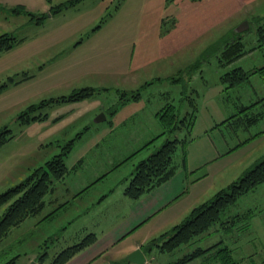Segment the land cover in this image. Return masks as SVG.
Listing matches in <instances>:
<instances>
[{"label": "rangeland", "instance_id": "rangeland-1", "mask_svg": "<svg viewBox=\"0 0 264 264\" xmlns=\"http://www.w3.org/2000/svg\"><path fill=\"white\" fill-rule=\"evenodd\" d=\"M66 1L0 0V34L8 33L17 39L10 48L0 50V86L4 84L8 86L0 89V130L7 127L12 134V137L0 146V193L20 183L36 166L43 164L45 160L59 152L61 149L58 146H63L67 140L74 138L78 134L76 132H83V136L80 140L75 141L73 151L67 157V164L70 167L76 163L79 157H84L82 167L71 172L64 181L57 182L55 194L57 191L63 193L65 187L75 188V186L81 185L83 179L85 180L93 173V166L98 161L100 164L102 163L96 155L100 154L102 157L107 152L100 146L105 142V139L102 140V138L106 134L107 121L103 119L93 123V126L101 127L97 134L86 133L85 125L88 122H93L99 115L100 118L102 115L104 116L100 105H104L107 99H111L114 104L122 90H129L125 78L122 75L121 77L115 75L117 69L111 68L110 74L107 75V83H104L105 81L96 78V75L89 74L88 70L84 68L89 60L94 61L95 59L94 56L89 55L97 41L93 36L95 35L93 33L96 32L93 31L105 19H107V36L112 33L115 40L114 48L110 53L113 64L122 65L124 68L123 63L132 60L130 59L132 52L135 60L137 55L142 52L139 56L140 61L147 63L148 60H151V64L165 67L164 70L157 71L153 68L150 71L152 73L146 80H153V84L140 89L148 101L138 99L136 105L128 108V112L133 109L138 110V114L147 112L155 104L162 106V102L166 101V98L173 99V102L180 106L183 103L182 100L187 101L188 97L195 96L194 90L199 92L196 98L198 112L191 128L192 139L185 146L186 163L188 161V164L193 168L192 176L198 174L207 176L192 185L190 197L198 194L201 190H211L214 187L216 189L209 195L211 196L217 190L225 188L230 182L236 180L264 155V116L247 128L242 125L234 127L227 125V120H225L234 114H243L244 110H241V106L252 103H255L253 104L254 112H261L264 115V39H259L260 35H264V32H261L259 28L255 31L253 29L255 25L263 24L264 26V0L249 3L250 7L248 8L252 13H247L249 10H243L241 6H234L232 0H207L198 7V10L183 15L182 20L179 19V14L183 12L182 6L174 3L176 0L168 2L166 0H80L75 6H70L57 14H48L40 23L31 21L32 15L41 17L43 13L47 14L50 6ZM111 13L113 14L112 18L109 17ZM171 15L176 18L178 30L186 29L187 32L189 30L197 32L199 29L206 30L205 32L201 30L200 32H203L201 35L195 33L191 36L180 37L187 41L184 44L176 39L173 46L185 45V47L163 58L160 54L161 45L158 46L155 32L159 33L162 28V25L159 26V17ZM173 18L169 19L171 23H173ZM241 18L248 19L249 25L242 31L235 32L240 34L241 39L248 42V45H259L241 55L228 67L223 66L220 69L217 66L219 61L217 47L224 44L228 37L234 35L232 34L233 23L235 24L236 20ZM184 19L186 22H183ZM218 19L221 20L220 23H217ZM246 19L237 21V24L240 25L243 21H247ZM171 23L168 32L173 28ZM243 26L245 27L246 24ZM147 31H153L154 34L144 36L143 34ZM159 35L163 36L164 32H160ZM177 35L179 34L177 33ZM248 45L247 47H249ZM205 46L206 49L203 50ZM143 53L146 54L145 60L142 58ZM147 56L150 58L148 59ZM196 63V68L190 72L185 69L181 73L182 69ZM235 66L250 73L248 82L238 86H229L228 80L223 82L217 80L218 76ZM27 72L30 75L28 78L17 83H10L12 78L28 75ZM153 73L158 74L160 80H157V75ZM187 73L189 77L192 76L189 80ZM168 75L177 78V80H167ZM123 85L125 89H123ZM86 86L97 87L100 90L106 86L109 91L103 90L96 96L75 103L50 104L52 106L49 105L50 107L48 106L49 108L46 110H44L45 108L41 109V111L48 112L47 119L29 123L21 122L20 113L28 104L37 103L44 98L67 95L73 89ZM128 104L129 102H126L115 110V115H118L117 121L125 115L121 113L126 111ZM56 115L62 116V120L54 124L52 118ZM141 117H146V114H141ZM138 118H132L131 122L139 121ZM131 122L128 121V124ZM206 134L214 141V145ZM113 136L111 135V137ZM129 136L131 135H122L121 137L118 135V141L125 142L127 141L126 137L129 138ZM28 140L35 143L36 147L25 153L23 146ZM52 140L54 141L48 144ZM238 142H242L237 145L239 148L236 146ZM142 143V140L134 142L138 146ZM160 143L161 141L156 140L151 150L155 146H159ZM89 147L91 149H88ZM229 148L233 149L228 150ZM181 152V148L176 150L174 160L179 161ZM146 153L148 152L139 151L133 155L129 154L119 164L113 160L112 165H115V168L111 170L113 174L109 181L102 180L101 186L96 190H91V193L96 196L95 198H99L97 194L100 192H95L102 189L103 186L117 189L126 186L134 165L145 157ZM213 156H217V158L208 164L206 160ZM49 195L50 193L44 196L46 210H51V204L55 202V200L48 201ZM83 195H85L84 192ZM94 195L88 199L91 200ZM82 197L80 196L79 200ZM52 198H54L53 195H51ZM105 202L100 206L95 204L96 215L89 223V227L92 226V230L98 235L107 228ZM109 203L118 206L115 196L110 199ZM71 207L76 209L75 206H70V209H72ZM4 208L5 206L0 207V217ZM231 208L234 209L233 213L237 212L242 217L233 226L231 225L230 232L220 231V226L217 225L218 233L215 231L207 235L201 242H197L198 245L205 247L210 243L220 241V239L223 245L225 241L234 238L238 242L232 254L233 259L237 261L235 264H264V182L241 195ZM61 212L52 215V223L47 224L48 227L51 225L53 236H55V239L45 240L48 243L42 237L40 238L41 232L46 226L43 220L37 222L41 214L31 218L33 222L31 241L32 244L35 243L32 249L36 250L32 259L34 256L36 258L38 253L46 251L48 255L43 264H47L54 253L67 244L78 242L87 234L79 235L78 232H74L76 236L71 237V227L67 230L57 229V221L62 217ZM64 219L66 220L64 222L68 221V218ZM113 219L115 220V216ZM96 220L99 224L94 222ZM172 224L169 223L162 233L171 229ZM27 225L28 222L26 224L22 222L15 228H11L7 235L0 239V264H5L16 254L20 256L17 257L15 264H32V259L28 260L30 251L28 249L31 247L28 243L31 241L29 242L30 239L25 233ZM224 227L226 228V226ZM160 234L161 232L156 233L153 237H159ZM158 241L160 242V239ZM130 243L131 239L119 242L116 244V249H122L123 252V249H126ZM192 249V244L181 246L172 253L153 249L149 256L151 259L153 258V264H168ZM100 260L101 258L92 264H99ZM35 261L37 260L35 259ZM111 264H115V261H111Z\"/></svg>", "mask_w": 264, "mask_h": 264}, {"label": "crops", "instance_id": "crops-1", "mask_svg": "<svg viewBox=\"0 0 264 264\" xmlns=\"http://www.w3.org/2000/svg\"><path fill=\"white\" fill-rule=\"evenodd\" d=\"M206 1L207 0H189V1L188 0H176V2L174 1L173 2L176 4L178 3L182 6L183 12L179 14V19L182 20L183 15L191 14L192 11L198 10V7L201 6V4ZM253 1L261 2V0H232L234 6L236 5L241 6L243 7V10H246V9L249 10V12L247 13H250V12L252 13V11H250L251 9L248 7H250L249 3L252 4ZM109 17L112 18L113 14L111 13ZM170 17H174L173 23H171V21L169 20ZM244 19L246 18H241L239 20L237 19L235 24L233 23L234 31H235L236 25H238L237 21H242ZM246 20L248 24L249 21L248 19ZM220 21L221 20L218 19L217 23H220ZM183 22H186V20L184 19ZM170 23L172 24L173 28L170 32H168ZM161 25H162V28L159 31V33L164 32V35L161 36L159 35L158 32H155V34H157L158 46L161 45L160 54L163 58H166L167 55L173 54L179 51L180 49H182L183 47H185V45H179L177 47L173 46L172 44H174L173 42H176V39H178L181 44H184L187 41L180 37L191 36L195 33H198V35H201L203 32H200V31L204 30L205 32L206 30V29H199V30L197 29L198 32L191 31V30L187 32L186 29L178 30L176 28V18L173 15L165 16V17L160 16L159 26L161 27ZM258 26H260V24L255 25V27L253 28L254 31L257 30ZM93 32H96V33H93L95 34L93 36L94 38L97 39V41L93 45L89 55L94 56L95 59L94 61L89 60L88 64L84 66V68L88 70L89 74L96 75V78L100 79L101 81H105L104 83H107V75L110 74L111 68H114V69H117V72L115 75H118L119 77H121L122 75L125 78V82L127 83V89H129L125 91H132V90H136L137 88H140L142 85H144L146 81H150V80H146V78L150 77L152 73L150 71H152L153 68H155L157 71L165 69L163 65L159 66L157 64L156 65L151 64L152 62L151 60H148L147 63L140 61L139 56L142 52L137 55L136 60L133 59L134 53L132 52L130 55V59L132 60L129 62H124L123 63L124 68L122 67V65L113 64L110 58V53H111V50L114 48L115 40H114V36L112 33H110L107 36V19H105L104 22L98 28H96V30ZM177 33L179 35H177ZM150 34H154L153 31H147L143 35L148 36ZM133 48H134V44H133ZM204 49H206V46L203 48V50ZM147 57L148 59L150 58V56H147ZM142 58L144 60L146 59L145 53L142 54ZM190 66L191 65H188L187 67H190ZM217 66L218 68L220 67L218 64ZM187 67H185L182 70H185ZM220 69H222V67H220ZM153 74L159 77L158 74L156 73H153ZM187 75H188V80L192 78V76L189 77V74ZM167 77H170V76L168 75ZM217 80H219V76L217 77ZM248 81L249 79L247 80V82ZM86 87H90V86H86ZM94 89H98V91L93 93L91 96L87 98L96 96V94L102 93L103 90H107L106 92L109 91V88L106 86H104V88H102L101 90L97 87ZM123 89H125V86ZM140 89H143V88H140ZM138 99L144 100L145 102L148 101L147 97L144 96L142 93L138 95L137 99L127 100L126 102H129V104L126 105V111L121 113L125 115L119 121H117L118 115H115V110L118 107L115 110H110V107L113 105V102L111 99H107V102L104 105L103 104L100 105L101 107L100 109L104 113V116L100 118L99 121L103 119L107 121V124L105 125L106 134L102 138V140L105 139V142L102 145H100L102 146L103 150L107 152L106 154H103L102 157L100 154L96 155V157H98L102 163L100 164L98 161V163L93 166L92 168L93 173L88 178H85V180L83 179V182L81 183V185L79 184L75 186V188L65 187V190L63 192L65 193L64 194L65 196L63 195L62 192H59V191H57V194H55L56 187H57L56 185L54 191H52L51 194L49 195V200H48L49 202L50 200H55V202L51 204V208H52L51 210L45 209L46 200L44 201L45 202L44 206L42 210L40 211V214L42 217L40 216V218L37 220V222H40V220H43V223L46 224L44 230L41 232L42 234L40 235V238L42 237L44 241L55 239V236H53L54 234L52 233L51 225L48 227L47 224L52 223L53 221L52 215L57 214L60 211H62L61 212L62 217L60 220L57 221V229L67 230L68 228L71 227L72 228L71 230L72 234L70 235L71 237L76 236L74 232H78L79 235H84L86 233L87 234L94 233L96 235V240L91 245L81 250L78 254H76L71 260H69L65 264H92L99 258H101L99 264H104V263L111 264V261H115V264H125L126 256L128 255V253H130L132 250H134L137 247L142 250L144 257H145V263L153 264L152 262L153 258L151 259L149 254H152L153 249L158 251L157 246L150 245L148 250L143 249V247L147 244V242L151 239V237L153 238V236L156 233H159V232L162 233V231L168 227L169 223H173L172 226L179 223L190 212V210L195 205L201 203L202 201H204V199L207 200L209 197H211L213 194L211 196L209 195L213 193V191H215L216 189L213 187L211 190H208V189L201 190L198 192V194L194 195L193 197H190V194H191L190 188L192 187V185L200 182L207 175L198 174L197 176H192L191 172L193 168L192 166L188 164V161H187L185 168L181 166L177 167L175 173L168 180L161 183L160 185L153 188L152 190L146 192L145 194H143L137 199H131L127 195L124 194V188L126 187L125 185L123 188H119V189L114 188V187H104L103 186L102 189L95 192V193L100 192L99 194H97L99 198L97 199L95 198L96 196L94 195V193H91V190H96L97 187L101 186L102 180L109 181L111 175L113 174L111 170L115 168V165H112L113 160L117 161L116 164L121 163L129 156V154L131 155L135 151L141 149V147H143L145 143L151 141V139L155 137V135L160 133L161 127L158 123L155 113L164 105L166 101H169V100L173 101V99L166 98V101L163 100L164 102H162V106H158L159 104L157 105L155 104V106L151 107L147 112H143L146 114V117H141V114L143 113L141 112L140 114H138L139 111L136 109H133L128 112V108L134 104L136 105V101ZM78 101H81V100H78ZM65 102L75 103L77 101L54 102L53 104H60V103H65ZM144 105L146 106V104ZM49 107L47 105L46 108H49ZM46 108L44 110H46ZM184 108L186 109L185 106ZM44 110H43L44 114L42 116L45 115V118H40V119H36L33 121H43L47 119L48 112L46 113V111ZM135 117H137L140 120L136 122L132 121L133 122L132 123L131 119ZM61 120H62V116H59V115H56L54 118H52V121L54 124L61 122ZM128 121H130L131 124H128ZM95 122H98V121L94 120L93 122H88L85 125V129L87 131L86 133L94 132L95 134H97L101 130L100 126H97V125L93 126V123ZM76 133L80 135L78 138L75 139V141H78L82 138L83 132H76ZM111 135H114V136L111 137ZM118 135H120V137L122 135H125V136L131 135V136H129V138L126 137L127 141L119 142L118 137H117ZM206 136H208V134H206ZM207 138H210V137L208 136ZM139 140H142L143 142L140 146L134 144V142L139 141ZM210 140L212 142V145H214V141L211 138ZM53 141L54 140L49 141L48 144L52 143ZM158 141H160V139ZM239 143L241 142L236 143V146L239 145ZM154 144L155 142H153L152 144L149 143L146 148L141 150V151L148 152L146 153L145 157L151 151H153L154 148L151 150V147L154 146ZM34 145L35 143H31V140L26 141V143L23 146L24 152L25 153L30 152L33 148L36 147ZM95 145L97 146L98 143L96 142ZM73 147H74V144H73ZM237 147L239 148V146ZM237 147L236 149H238ZM88 149H91V148L89 147ZM230 149H233V148H229L228 150ZM71 151H73V148L71 149ZM71 151L67 154L65 158V163L69 169V172L67 173L66 177H68L71 174V172L77 171L79 168H81L82 167L81 165L84 161V157H79L76 163H74L72 166L69 167L67 164V157L69 156ZM215 158H217V156H213L212 158H209L206 161L209 164L211 162H214ZM66 177L64 178V180L66 179ZM83 192L85 193L86 196L83 195ZM79 193H81L80 196H83L81 198L82 200L81 199L79 200L80 196H77ZM52 194L54 198L51 199ZM91 195H94V196L90 200L88 198H90ZM114 196H115V199L118 201V206L116 204L109 203L110 199ZM104 202L106 203V206H107V210H106L107 228L104 232H102V234L98 235L97 232L92 230L91 228L92 226L89 227V223L92 221L93 217L96 215L94 212L95 204L97 203V205L100 206ZM70 206H75L76 209L74 210L72 207H71L72 209H70ZM231 210H234V209L232 208ZM113 216H115V220L113 219ZM32 217L34 218V216H27L23 220V223L25 224L26 222H28L27 231L25 233H26V236L29 237L30 239L29 242L32 239V235H31V229L33 228L32 227L33 222L31 219ZM64 218H68V221L64 222L66 221ZM94 222L99 224L97 220ZM74 225H77V226H74ZM24 231H25V227H24ZM128 239H131V243L126 249H123V252H122V249H116L117 243L123 242L124 240H128ZM46 243L48 242L46 241ZM28 244L29 246H31L28 249L30 250L28 260H30L32 259V255H35L36 250L32 249L35 243L32 244V241H31ZM35 259L36 258L34 256V258L32 259V263H35ZM15 262L12 264H15ZM216 262L217 260L215 259L213 264H215ZM127 264H133V263L129 262ZM189 264H202V262L200 260L199 261L195 260L193 262H190Z\"/></svg>", "mask_w": 264, "mask_h": 264}, {"label": "trees", "instance_id": "trees-1", "mask_svg": "<svg viewBox=\"0 0 264 264\" xmlns=\"http://www.w3.org/2000/svg\"><path fill=\"white\" fill-rule=\"evenodd\" d=\"M80 0H67L60 2L48 8L47 14L43 13L41 17L31 16V21L40 23L48 14H57L64 9L75 6ZM120 1V0H119ZM170 0H166L168 2ZM164 26V24H163ZM99 27V26H98ZM261 32H264L263 24L258 26ZM232 36L228 37L224 44L217 48L218 65L220 67L229 66L234 60L241 55L253 50L255 45H248L241 39V35L232 30ZM238 35V36H236ZM264 39V35H260L259 39ZM17 39L8 33L0 34V50L10 48ZM247 45L249 47H247ZM197 66L191 65L186 68L190 72ZM185 70H181L183 73ZM188 74V73H187ZM29 75L24 74L21 77L11 79L10 83H17ZM250 73L241 67H233L228 72L222 73L219 80L222 82L229 81V86H238L247 82ZM183 81V77H180ZM157 80H160L157 77ZM167 80L176 81L177 78L168 77ZM154 81H146L140 88L152 84ZM9 83V84H10ZM6 87L7 84L1 85L0 89ZM140 88L132 91L122 90L118 95V100L110 107V110H115L124 102L130 99H137L141 93ZM98 89L92 87H83L74 89L67 95L58 97H49L41 99L37 103H30L20 113L21 122L29 123L33 120L45 118L42 108L54 102L63 101H78L91 96ZM195 96H190L187 101L182 100L180 106L176 105L172 100L166 101L164 105L155 113L158 123L161 127L159 134L155 135L151 141L145 143L139 152L146 148L148 144H152L157 139H161L159 146H155L145 158L140 159L135 165L128 184L124 188V194L131 199H137L146 192L157 187L161 183L168 180L176 171L177 167L186 166V144L192 139L191 128L193 127L195 118L198 112V103L196 101L199 95L197 90H194ZM181 99V98H180ZM253 104L242 105L243 114L232 115L227 120V125L244 126L245 128L252 126L257 120L264 116L261 112H254ZM186 107V109L184 108ZM109 110V109H108ZM41 111V112H40ZM230 119H232L230 121ZM224 120V121H225ZM225 124V123H224ZM77 134L74 138L67 140L64 145L60 146V151L53 154L43 164L36 166L30 174L26 176L17 185L0 193V207L5 206L0 217V239L7 235L11 228L18 226L27 216H36L40 213L44 206V196L54 191L57 182H61L66 177L69 169L65 163L67 154L73 148ZM12 137L10 129L4 127L0 130V146L5 144ZM239 144H242L239 143ZM181 148V156L179 161L174 160L175 152ZM132 153L131 155H133ZM264 182V155L256 160L248 169H246L236 180L230 182L225 188L217 190L211 197L201 203L195 205L190 212L171 229L159 235V237L151 238L143 249L148 250L150 245H156L158 251L172 253L181 246L192 244V250L183 254L181 257L168 264H186L195 260H200L202 264H235L237 261L233 259L232 254L235 250L237 240L230 239L221 244L222 240L208 244L205 247L198 245L207 235L218 233L220 231L231 230L234 223L242 217L237 212L233 213L231 206L236 204L238 198L247 192L256 188ZM53 195V194H52ZM53 200H50V202ZM61 206V205H60ZM228 210H230L228 212ZM231 212V213H230ZM225 218V219H224ZM220 226L217 228L216 226ZM232 225V226H231ZM226 226V228L224 227ZM225 229V230H224ZM221 233V232H220ZM160 239V242L158 241ZM96 240L94 233H88L78 242L67 245L53 254L51 260L47 264H65L71 260L81 250L91 245ZM46 242V241H45ZM159 242V243H158ZM47 247V246H46ZM47 252L38 253L35 263L43 264L47 256ZM19 254L11 257L5 264L15 262ZM129 263L127 260L125 264ZM147 264V263H144Z\"/></svg>", "mask_w": 264, "mask_h": 264}, {"label": "water", "instance_id": "water-1", "mask_svg": "<svg viewBox=\"0 0 264 264\" xmlns=\"http://www.w3.org/2000/svg\"><path fill=\"white\" fill-rule=\"evenodd\" d=\"M246 24V26L244 27L243 25ZM247 21H243V23H241L240 25H238L235 28V31H242L243 29H245L247 27ZM103 117V115H102ZM96 121L100 120V115L97 116L95 118ZM126 260L128 262H131L133 264H143L145 262V257L144 254L142 252V250L140 248H135L134 250H132L130 253H128V255L126 256ZM104 264H109V263H104Z\"/></svg>", "mask_w": 264, "mask_h": 264}]
</instances>
